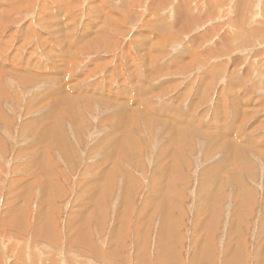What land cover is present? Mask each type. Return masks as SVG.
Wrapping results in <instances>:
<instances>
[{"label": "rangeland", "instance_id": "1", "mask_svg": "<svg viewBox=\"0 0 264 264\" xmlns=\"http://www.w3.org/2000/svg\"><path fill=\"white\" fill-rule=\"evenodd\" d=\"M2 1L0 264H264V0Z\"/></svg>", "mask_w": 264, "mask_h": 264}, {"label": "bare ground", "instance_id": "2", "mask_svg": "<svg viewBox=\"0 0 264 264\" xmlns=\"http://www.w3.org/2000/svg\"><path fill=\"white\" fill-rule=\"evenodd\" d=\"M3 1H5V0H3ZM3 1H2V2H3ZM153 1H154V0H153ZM155 1H156V0H155ZM157 2H158V1H157ZM160 2H161V1H160ZM7 3H10V2H7ZM152 3H153V2H152ZM155 3H156V2H155ZM155 3H154V4H155ZM141 4H142V3H141ZM141 4H140V5H141ZM1 5H2V4H1ZM3 5H4V4H3ZM137 5H138V4H137ZM8 6H9V4H8ZM139 7H141V6H139ZM8 8H9V7H8ZM141 8H142V7H141ZM145 10H146V9H145ZM6 14H7V13H6ZM11 14H12V13H11ZM7 15H8V14H7ZM5 16H6V15H5ZM6 17H7V16H6ZM8 17H9V15H8ZM40 17H41V16H40ZM6 19H7V18H6ZM3 20H4V19H1V20H0V27H1V28H6V26L3 25V22H2ZM6 21H7V20H6ZM9 24H10L9 21H7V24H6V25L9 26ZM8 26H7V27H8ZM31 27H32V26H31ZM31 27H29V28H31ZM27 29H28V28H27ZM3 30H4V29H3ZM12 38L14 39V38H15V35H13ZM40 43H41V42H40ZM59 43H60V42H59ZM22 47H23V45H22ZM70 47H71V46H70ZM33 48H34V47H33ZM109 48H110V47H109ZM6 49H7V48H6ZM70 49H71V48H70ZM19 50L22 51V48H21V47H17L15 53H16L17 51H19ZM108 50H109V49H108ZM35 51H36V50H35ZM27 53H28V52H27ZM212 53H213V52H212ZM1 54H2V53H0V55H1ZM13 55H14V54H13ZM18 56H19V55H18ZM27 56H28V55H27ZM28 58H29V57H28ZM13 59H15V57L11 59L12 62H13ZM127 60H128V59H127ZM72 61H73V60H72ZM70 62H71V61H70ZM71 63H72V62H71ZM3 65H4V64H3ZM26 67H27V66H26ZM4 69H5V68H4ZM65 73H66V72H65ZM12 75H13V74H12ZM134 75H135V73H134ZM6 76H7V75H2V78L5 79ZM107 76H108V75H107ZM18 77L21 78V76H18ZM22 78H24V77H22ZM10 79H11V78L7 77V80H10ZM105 79H106V78H105ZM79 80H80V79H79ZM22 81H23V80H22ZM9 82H12V79H11V81H9ZM25 82H27V80H26ZM22 83H23V82H22ZM20 84H21V81H20ZM23 84H24V83H23ZM58 84H59V83H58ZM58 84H57V85H58ZM25 85H26V84H25ZM45 85H47V84H45ZM86 102H87V101H86ZM25 109H26V108H25ZM27 110H28V109H27ZM161 170H162V169H161ZM63 176H64V175H63ZM130 181H131V179H130ZM113 182H114V181H113ZM241 182H242V183H241ZM241 182H239L240 185H239V187H238V190L241 189V186L243 185V182H244V181H241ZM157 183H158V182H157ZM236 183H237V182H236ZM236 183H235V184H236ZM154 185H155V184H154ZM235 186H236L235 188L237 189V185H235ZM50 189H51V188H50ZM124 189H125V188H124ZM139 189H140V188H139ZM153 189H154V188H153ZM174 189H175V188H174ZM122 190H123V189H122ZM154 190H155V189H154ZM123 192H124V191H123ZM123 192H122V193H123ZM125 192H126V191H125ZM154 192H155V191H154ZM155 193H156V192H155ZM155 193H154V194H155ZM43 195H44V194H43ZM29 196H30V195H29ZM235 199H236V197H235ZM236 200H237V199H236ZM98 202H99V201H98ZM242 202H245V198H244L243 195H240V199H239L238 203H240V205H241V204H243ZM170 205H171V204H170ZM248 205H249V204H248ZM168 207H169V205H168ZM240 207H241V206H240ZM169 208H170V207H169ZM98 213H99V212H98ZM242 214H243V213H242ZM239 217H240V216H239ZM201 219H202V218H201ZM163 231H164V230H163ZM160 235H161V234H160ZM87 243H88V242H87ZM161 243H162V242H161ZM183 243H184V242H183ZM148 245H149V244H148ZM161 245H162V244H161ZM86 246H87V245H86ZM246 246H247V245H246ZM159 247H160V246H159ZM87 248H88V247H87ZM157 248H158V247H157ZM257 248H258V247H257ZM257 251H259V250H257ZM156 252H157L156 254H158V250H157ZM257 253H258V252H257ZM257 255H258V254H257ZM241 259H242V258H241ZM211 260H212V259H211ZM3 261H4V260H3ZM5 261H7V260H5ZM263 261H264V260H263ZM159 263H160V262H159ZM214 263H215V262H214ZM247 263H249V262H247ZM227 264H229V263H227ZM243 264H244V263H243Z\"/></svg>", "mask_w": 264, "mask_h": 264}]
</instances>
